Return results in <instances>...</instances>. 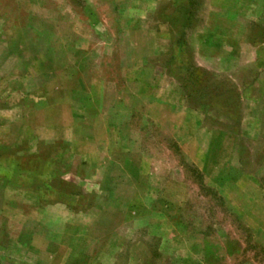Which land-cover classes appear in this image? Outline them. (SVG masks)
Segmentation results:
<instances>
[{
  "label": "rangeland",
  "instance_id": "374dc122",
  "mask_svg": "<svg viewBox=\"0 0 264 264\" xmlns=\"http://www.w3.org/2000/svg\"><path fill=\"white\" fill-rule=\"evenodd\" d=\"M0 264H264V0H0Z\"/></svg>",
  "mask_w": 264,
  "mask_h": 264
},
{
  "label": "trees",
  "instance_id": "16d2710c",
  "mask_svg": "<svg viewBox=\"0 0 264 264\" xmlns=\"http://www.w3.org/2000/svg\"><path fill=\"white\" fill-rule=\"evenodd\" d=\"M190 22H191V20L190 19H188V21H186L183 25H182V30H185L189 25H190ZM184 33V31L182 32V34ZM183 38H182V36H181V38L177 41V44L178 43H181ZM188 71V70H187Z\"/></svg>",
  "mask_w": 264,
  "mask_h": 264
}]
</instances>
